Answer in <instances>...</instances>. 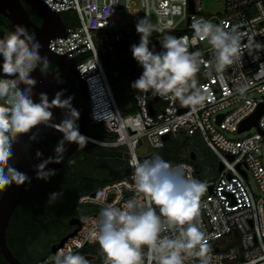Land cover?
<instances>
[{"label": "built area", "instance_id": "built-area-1", "mask_svg": "<svg viewBox=\"0 0 264 264\" xmlns=\"http://www.w3.org/2000/svg\"><path fill=\"white\" fill-rule=\"evenodd\" d=\"M51 11H74L77 25L66 28L64 36L48 42V49L56 55L76 60V68L84 79L89 96L91 124L101 123L103 130L114 134L112 140H96L101 146L126 148L129 167L127 177L104 184L98 196L91 193L78 197L80 204H95L97 211L87 215L74 235L69 236L53 253V258L39 261L44 264L53 260L59 250L71 249L90 261L104 264L103 257L93 256L85 248L94 239L96 220L101 207L112 204L123 207L129 199L146 203L143 194L137 193L132 180V159L143 162L136 153L145 138L151 149H160L167 138L181 135H197L215 155L217 166L222 169L216 175L202 180L194 164L186 161L173 163L185 165L186 175L206 184L201 197L198 227L205 234V242L212 257L210 264H264V50L247 47L250 43L264 45V0H224L221 14L208 15L193 0V12L188 10V0H41ZM139 3V8L135 7ZM144 12V18L155 20L149 47L163 53L161 40L166 35L187 37L189 53L201 52L200 70L196 74L197 85L207 93L203 104L193 111L159 96L140 93L132 89L135 111L122 115L118 109L110 80L113 72L106 68L127 61L132 56L131 45L138 44L140 35L132 25H119L122 11ZM203 17L226 30L240 34L244 54L222 73L211 69L214 51L206 40L195 36L190 25L193 19ZM249 51H253L249 54ZM111 73L108 77L107 73ZM0 78H8L0 75ZM242 78L247 91L241 96L235 91L234 82ZM142 97V98H141ZM263 107L257 126L238 132L240 124ZM221 115V117H220ZM261 130V131H260ZM250 132L244 138H229L225 133ZM232 156V160L229 159ZM251 173L258 194L248 183ZM184 264H199L196 257H188Z\"/></svg>", "mask_w": 264, "mask_h": 264}, {"label": "clouds", "instance_id": "clouds-1", "mask_svg": "<svg viewBox=\"0 0 264 264\" xmlns=\"http://www.w3.org/2000/svg\"><path fill=\"white\" fill-rule=\"evenodd\" d=\"M148 6L149 0H143ZM196 37L206 40L214 51L211 69L222 73L228 66L241 60L244 46L235 30L228 31L203 17L193 19L191 25ZM138 44L131 45L133 59L143 69L131 88L190 107L193 111L203 104L207 93L197 85L201 52L189 53L188 38L166 35L161 40L163 53L150 49V37L156 30L147 17L137 21ZM247 47L264 50L259 42ZM42 45L34 32L17 25L15 31L0 37V190L9 185L30 183V178L9 163L13 157V144L22 135L29 134L39 125L52 127L63 134L54 148V156L42 159L35 166L36 178L47 181L56 174L47 166L64 160L67 144L84 147L88 137L81 134L77 120L80 113L72 106V97L62 99L64 91L56 92L51 101L46 93L39 94V102L32 99V89L37 81L31 77L37 63L46 64L40 55ZM253 51H249L251 55ZM20 85H25L21 88ZM235 91L241 96L247 91L242 78L234 82ZM89 97V96H88ZM142 98V97H141ZM64 109V118L53 123L51 109ZM91 120V117L89 115ZM35 134L29 140H35ZM37 152V158L42 157ZM74 163V161H70ZM134 169L132 180L137 193L143 194L146 203L129 199L123 207L105 204L96 220L94 239L103 254L104 264H184L188 257H196L199 264H210L212 257L205 242V234L198 227L201 197L206 184L186 175L185 165L173 166L156 155L140 162L130 161ZM58 193H51L49 203ZM53 264H90L79 253L59 250Z\"/></svg>", "mask_w": 264, "mask_h": 264}, {"label": "trees", "instance_id": "trees-1", "mask_svg": "<svg viewBox=\"0 0 264 264\" xmlns=\"http://www.w3.org/2000/svg\"><path fill=\"white\" fill-rule=\"evenodd\" d=\"M69 14V11L60 14L66 28H72L65 22ZM33 15L31 19H34L35 23L40 22V19ZM8 28L11 32L10 25ZM52 66L61 70L57 65ZM118 69L119 74L128 79L135 76L139 78L143 71L133 57L118 64ZM67 79L69 80V77ZM74 108L78 111V104H75ZM87 136L96 140L115 138L114 134L103 130L101 123L91 124L88 127ZM62 137L63 134L60 137L57 133L51 132L40 138L28 147L14 168L21 171L38 151L41 152L57 144ZM118 149L122 151L123 156L115 153L116 150L119 151ZM156 152L153 153V157L158 155L171 164L180 161L194 164L197 175L202 180H207L211 176L208 169L215 166L217 162L215 155L197 135L191 137L181 135L177 139L167 138L164 146ZM191 154L196 155L195 160ZM126 157L127 152L124 146H101L89 141L84 147H78L66 160L51 168L56 172L54 176L47 181L38 179L19 202L7 225L6 242L14 256L22 264H38L39 261L46 260L48 257L45 252L33 250L34 245L41 242L45 248L51 241L53 244L58 243L62 237L73 230L74 227L68 223L71 218L83 220L87 215L96 212L98 208L91 204L84 205L85 207L82 208L78 203V197L92 193L106 183L127 177L130 169ZM51 193H58V195L49 203ZM85 250L92 254L96 253L99 259L103 257L97 242L87 246ZM53 261L54 259L44 264H53ZM0 264H8L2 255H0Z\"/></svg>", "mask_w": 264, "mask_h": 264}, {"label": "water", "instance_id": "water-1", "mask_svg": "<svg viewBox=\"0 0 264 264\" xmlns=\"http://www.w3.org/2000/svg\"><path fill=\"white\" fill-rule=\"evenodd\" d=\"M23 3L28 5L34 14L41 19V24H35L28 13L26 12ZM188 10L190 13L193 12V0H188ZM0 13L3 14L5 18L10 20L12 24V30L15 31L17 25L25 27L30 33L34 32L37 40L42 45L40 55L46 57L47 61H50L56 65H59L67 72H69L73 78L76 80L78 89H79V99L77 103V96L74 92L69 80L62 73H54L48 70H44L38 66L31 73V77L34 78L37 83L32 89L33 96L32 99L34 102H39V94L46 93L49 97V101L54 98L56 92L63 90L64 96L62 99H66L71 96L72 106L78 104V112L80 113L77 124L79 126V131L81 134L87 136L88 127L91 125V120L89 118V97L86 88L84 79L81 77L79 71L76 68L75 59H70L64 55H56L48 49V42L50 39L55 37L64 36L66 34V26L62 22L61 15L54 11L48 9L41 0H0ZM0 64H2V57H0ZM42 64V63H40ZM0 75L3 76V73L0 72ZM108 77H111V73H107ZM14 79V77H9ZM137 77L130 78L129 81L133 82ZM23 88L25 85H20ZM263 107L259 108L253 115L245 119L239 126L238 132L248 130L251 126H257V120L259 115L262 113ZM53 123H60L64 118V109L53 108ZM221 117V115H220ZM261 131V130H260ZM55 132L60 137L62 133L56 131L52 127H46L44 125H39L34 128L29 134L20 136L13 144V157L9 161L11 166L16 165L24 155L28 147L39 140L40 138L46 136L48 133ZM35 134V140H29V136ZM164 139H167V135L163 136ZM89 141H93L92 138ZM57 144L45 148L41 151L43 154L41 158H37L35 155L27 165L20 171L25 173L30 178V183H25L24 185L17 186L15 184L7 186L0 193V255L7 261L8 264H22L16 256L9 249L6 242V229L12 215L13 211L19 204V202L27 195L34 183L38 180L36 178L35 166L38 165L42 159H47L48 157L54 156V148ZM67 151L64 154V160L71 156L78 148V145L75 143L65 145ZM153 156L146 155V159H151ZM229 159L232 160V156H229ZM63 160V161H64ZM56 163L49 164L48 169L56 166ZM222 169L221 164L218 165V171ZM93 196H98V190L91 193ZM70 226H73V230L62 237L60 241L56 244H52L50 247L51 253H54L57 248L61 247L62 244L67 240L69 236L75 234V232L83 224V220L77 218H71L68 221Z\"/></svg>", "mask_w": 264, "mask_h": 264}, {"label": "rangeland", "instance_id": "rangeland-1", "mask_svg": "<svg viewBox=\"0 0 264 264\" xmlns=\"http://www.w3.org/2000/svg\"><path fill=\"white\" fill-rule=\"evenodd\" d=\"M195 1L196 2L198 1V5L200 6V8L203 10V12H205L208 15L221 14V12L223 10L224 0H195ZM135 7L139 8L138 2L135 4ZM138 11H139L138 13H134L133 11H127V10L122 11L120 13L119 25L123 28L127 27L129 25H132L135 27L137 21L144 18L143 10L139 9ZM69 13H70L69 16L65 18V22H66L67 26L73 27L78 23L77 19H76V14L74 11H69ZM149 21L154 26L155 20H154V17L152 15L150 16ZM106 68L113 72V77L109 80H110L111 88H112V91L114 92L115 100H116V103H117V106H118L120 113L122 115H125L128 113L134 112L135 111L134 100L132 99V96H131V89H133V88H131V86H130L132 82H130L128 78L121 76L119 74V70H117L114 67V65L107 64ZM225 134L229 138L241 139V138H244L245 136H247L248 134H250V132H243V133H227L226 132ZM141 141H142L141 146L137 147V149H136V153L138 154L139 159L141 156H144V154H146V153H149V152L155 153L156 152L157 149H155V150L151 149V147L149 146V144L147 143L145 138H142ZM118 150L119 151L116 150L115 153L123 156L122 151H120V149H118ZM191 155H192V158H194V160H195L196 155H194V154H191ZM261 160H262V163L264 165V151H262ZM217 171H218L217 162L215 163V166L209 167V169H208V173L211 174V176H212V174L215 175L217 173ZM248 183L252 187L253 192L258 194V189L256 187L254 178H253L251 173L248 174ZM84 205H88V204H81L80 206L83 208ZM91 205H93L94 207L96 206L95 204H91ZM52 244L53 243L51 241L44 248V246L41 245V242H39V244L34 245L35 248H33V250L45 252L46 256L48 258L52 259L53 253H51V251H50V247ZM47 249H48V251H46ZM93 256H98V255L96 253H94Z\"/></svg>", "mask_w": 264, "mask_h": 264}, {"label": "flooded vegetation", "instance_id": "flooded-vegetation-1", "mask_svg": "<svg viewBox=\"0 0 264 264\" xmlns=\"http://www.w3.org/2000/svg\"><path fill=\"white\" fill-rule=\"evenodd\" d=\"M23 6H24V8H25V10H26V12L28 13V15H29L30 18H31V16H34V15H33L34 12L32 11V9H31L28 5H26V4L23 3ZM32 13H33V14H32ZM39 19H40V18H39ZM31 20L33 21L34 19H31ZM33 22H34V21H33ZM34 23H35V22H34ZM35 24L40 25V24H41V19H40V22L35 23ZM9 25H10L11 30H12V24H11L10 20H8L7 18H5V17L3 16V14L0 13V35H1V36H3L6 32H9V28H8ZM12 31H13V30H12ZM75 61H76V60H75ZM52 65H56V64H54V63H52V62H50V61H47L46 64H40L39 62L37 63V66L40 67V68H42V69H44V70H48V71H50V72H54V73H62V74H64V75L66 76V78L69 77V83L71 84V86H72L74 92L76 93V96H77V103H78V99H79V89H78V85H77L76 80L73 78V76H72L69 72H67L65 69H63V68L60 67L59 65H57V66H59V67L61 68V70L58 69V68H54ZM70 80H71V82H70ZM77 103H76V104H77ZM14 166H15V165H14ZM14 166H12V167H14ZM3 190H4V189L0 190V193H1Z\"/></svg>", "mask_w": 264, "mask_h": 264}, {"label": "crops", "instance_id": "crops-1", "mask_svg": "<svg viewBox=\"0 0 264 264\" xmlns=\"http://www.w3.org/2000/svg\"><path fill=\"white\" fill-rule=\"evenodd\" d=\"M117 70H119L118 68H116ZM135 77H137L138 78V76H135ZM133 78V77H132ZM130 79V78H129Z\"/></svg>", "mask_w": 264, "mask_h": 264}]
</instances>
